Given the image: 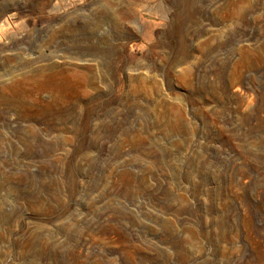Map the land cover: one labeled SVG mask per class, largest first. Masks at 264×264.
<instances>
[{
	"label": "rangeland",
	"instance_id": "obj_1",
	"mask_svg": "<svg viewBox=\"0 0 264 264\" xmlns=\"http://www.w3.org/2000/svg\"><path fill=\"white\" fill-rule=\"evenodd\" d=\"M0 264H264V0H0Z\"/></svg>",
	"mask_w": 264,
	"mask_h": 264
}]
</instances>
